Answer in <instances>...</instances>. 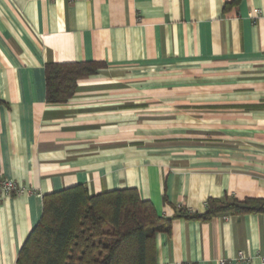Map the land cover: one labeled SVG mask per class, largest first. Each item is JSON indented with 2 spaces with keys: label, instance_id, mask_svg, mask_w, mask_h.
Wrapping results in <instances>:
<instances>
[{
  "label": "crops",
  "instance_id": "crops-1",
  "mask_svg": "<svg viewBox=\"0 0 264 264\" xmlns=\"http://www.w3.org/2000/svg\"><path fill=\"white\" fill-rule=\"evenodd\" d=\"M233 1L0 0V179L23 189L0 198V264L78 185L172 219L156 264H264V214L174 218L264 200V0ZM85 62L105 66L48 104L46 65Z\"/></svg>",
  "mask_w": 264,
  "mask_h": 264
},
{
  "label": "trees",
  "instance_id": "trees-1",
  "mask_svg": "<svg viewBox=\"0 0 264 264\" xmlns=\"http://www.w3.org/2000/svg\"><path fill=\"white\" fill-rule=\"evenodd\" d=\"M104 66L48 63V104L67 103L78 82ZM220 214H264V200L209 199L204 213L178 207L174 218L208 222ZM171 222L159 216L151 202L142 200L136 189L90 195L78 185L43 198L41 219L20 249L17 264H156L155 236L168 231Z\"/></svg>",
  "mask_w": 264,
  "mask_h": 264
},
{
  "label": "built area",
  "instance_id": "built-area-1",
  "mask_svg": "<svg viewBox=\"0 0 264 264\" xmlns=\"http://www.w3.org/2000/svg\"><path fill=\"white\" fill-rule=\"evenodd\" d=\"M256 15L260 16V13L257 12ZM23 192V189L19 187L16 183L10 180H2L0 179V198L5 196H11L15 194L16 196L20 195ZM238 261L245 262L246 258L240 254L238 257ZM219 264H229L226 261H220Z\"/></svg>",
  "mask_w": 264,
  "mask_h": 264
}]
</instances>
